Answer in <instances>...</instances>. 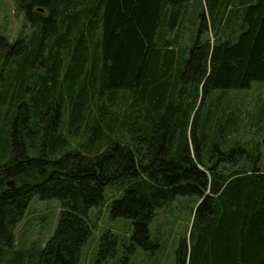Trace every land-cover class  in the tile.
Here are the masks:
<instances>
[{"label": "trees", "instance_id": "1", "mask_svg": "<svg viewBox=\"0 0 264 264\" xmlns=\"http://www.w3.org/2000/svg\"><path fill=\"white\" fill-rule=\"evenodd\" d=\"M15 2L32 29L0 33V262L81 264L89 211L114 186L111 216L133 223L127 253L154 252L156 209L192 196L175 264H264V101L248 115L260 139L224 135L242 132V108L204 114L213 90L264 81V0ZM35 195L60 200L57 227L14 252ZM119 242L104 233L101 255Z\"/></svg>", "mask_w": 264, "mask_h": 264}, {"label": "rangeland", "instance_id": "2", "mask_svg": "<svg viewBox=\"0 0 264 264\" xmlns=\"http://www.w3.org/2000/svg\"><path fill=\"white\" fill-rule=\"evenodd\" d=\"M31 26V22L27 20L24 12L18 10L15 0H0L1 34L6 35L11 41L20 37L28 39ZM175 29L173 26L172 35L175 33ZM190 34L189 25L186 24L182 31L184 43ZM209 34L214 39V30L211 27ZM263 101L264 81H254L248 89H216L205 99L204 114L206 115L209 110L216 109L217 105L222 103L229 104L227 112H231L237 107L242 108L244 111L242 115H245L242 132L224 135L232 137L230 139L232 142L260 139L255 127L248 125L250 123L248 115L253 109L259 110ZM262 134L263 132L260 133V137ZM82 138L83 136L80 134L78 139L73 142H79ZM120 195V190L111 186L106 190L104 202L90 209L89 216L94 227L92 236L83 246L81 264H175L178 240L191 229V207L197 197L179 196L164 209L157 208V215L151 224V231L154 237L156 235L160 238V246L154 252L136 246L132 253H127L126 247L122 243H127L130 240L133 232L132 219L112 217L110 213L111 202ZM61 209V202L58 198L42 199L38 195L33 196L15 228L14 252L42 249L57 227ZM107 232H117L121 239L113 255H101L100 253L102 236ZM3 247L5 246L3 245ZM8 252L5 253L7 258L9 257ZM0 264L7 263L0 262Z\"/></svg>", "mask_w": 264, "mask_h": 264}, {"label": "water", "instance_id": "3", "mask_svg": "<svg viewBox=\"0 0 264 264\" xmlns=\"http://www.w3.org/2000/svg\"><path fill=\"white\" fill-rule=\"evenodd\" d=\"M8 185H10L11 187L14 186L13 182L12 181H8Z\"/></svg>", "mask_w": 264, "mask_h": 264}]
</instances>
